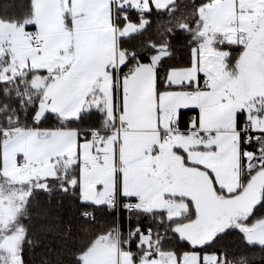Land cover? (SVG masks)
<instances>
[{
    "label": "snow or ice",
    "instance_id": "obj_1",
    "mask_svg": "<svg viewBox=\"0 0 264 264\" xmlns=\"http://www.w3.org/2000/svg\"><path fill=\"white\" fill-rule=\"evenodd\" d=\"M0 264H264V0H0Z\"/></svg>",
    "mask_w": 264,
    "mask_h": 264
}]
</instances>
